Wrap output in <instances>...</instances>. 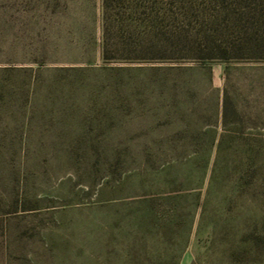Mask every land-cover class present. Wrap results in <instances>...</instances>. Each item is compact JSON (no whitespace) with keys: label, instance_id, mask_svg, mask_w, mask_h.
<instances>
[{"label":"rangeland","instance_id":"374dc122","mask_svg":"<svg viewBox=\"0 0 264 264\" xmlns=\"http://www.w3.org/2000/svg\"><path fill=\"white\" fill-rule=\"evenodd\" d=\"M103 14L0 0V264H264V57Z\"/></svg>","mask_w":264,"mask_h":264},{"label":"trees","instance_id":"16d2710c","mask_svg":"<svg viewBox=\"0 0 264 264\" xmlns=\"http://www.w3.org/2000/svg\"><path fill=\"white\" fill-rule=\"evenodd\" d=\"M215 1L209 8L194 0H102L105 29L114 27V16L122 8L126 15L117 25L133 26L142 38L147 32V41L151 35L163 36L171 46L184 35H195L202 37L195 42L199 52H216L215 57L225 59L264 57L259 54L264 53V0ZM234 33L243 39L234 40ZM106 47L107 42L104 55Z\"/></svg>","mask_w":264,"mask_h":264}]
</instances>
